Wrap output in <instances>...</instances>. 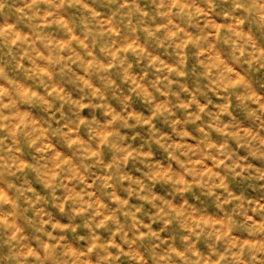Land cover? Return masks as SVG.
Here are the masks:
<instances>
[{"label":"clouds","instance_id":"9594fccd","mask_svg":"<svg viewBox=\"0 0 264 264\" xmlns=\"http://www.w3.org/2000/svg\"><path fill=\"white\" fill-rule=\"evenodd\" d=\"M0 264H264V0H0Z\"/></svg>","mask_w":264,"mask_h":264}]
</instances>
